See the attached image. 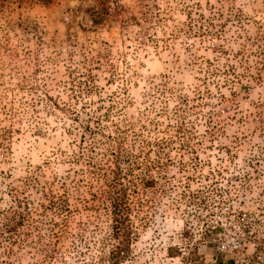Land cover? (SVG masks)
<instances>
[{
    "label": "rangeland",
    "instance_id": "1",
    "mask_svg": "<svg viewBox=\"0 0 264 264\" xmlns=\"http://www.w3.org/2000/svg\"><path fill=\"white\" fill-rule=\"evenodd\" d=\"M115 173L119 264H264V0H0V264H109Z\"/></svg>",
    "mask_w": 264,
    "mask_h": 264
},
{
    "label": "trees",
    "instance_id": "2",
    "mask_svg": "<svg viewBox=\"0 0 264 264\" xmlns=\"http://www.w3.org/2000/svg\"><path fill=\"white\" fill-rule=\"evenodd\" d=\"M39 1L47 4L50 0ZM118 172L123 173L122 170ZM124 172L126 176L133 175L134 168H129V170ZM114 175L115 177L108 183V189L105 191L106 195H104L102 200V207L111 219V237L119 240L118 247L110 252L109 264H119L125 259L131 227L134 226V219L136 218V213H138L137 211H139L141 203L138 193L130 198L126 184L122 180H116V175H119V173H115ZM120 177L121 175L119 178ZM134 179L135 180H128V183H132L134 186L138 185V187H141L140 184H142L144 188L151 187L153 183L149 178L146 180H138L136 176H134ZM48 198L51 202L56 199L52 194L48 195ZM124 238L126 242H124Z\"/></svg>",
    "mask_w": 264,
    "mask_h": 264
}]
</instances>
